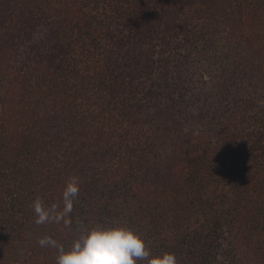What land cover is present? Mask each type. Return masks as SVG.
<instances>
[{
    "label": "trees",
    "instance_id": "trees-1",
    "mask_svg": "<svg viewBox=\"0 0 264 264\" xmlns=\"http://www.w3.org/2000/svg\"><path fill=\"white\" fill-rule=\"evenodd\" d=\"M220 25L229 55L216 38L218 51L208 46ZM194 61L204 72L186 80ZM217 70L221 91L204 95L222 114L220 126L201 137L211 144L189 142L190 124L173 113L163 136L144 135L145 120H137L147 92L184 108L189 91ZM50 91L62 100L48 102ZM81 97L89 112L80 115ZM261 102L264 0H0V231L23 227L17 214L27 218L37 196L59 201L75 176L79 196L94 200L81 211L84 228L131 227L153 254L174 252L178 264L184 246L172 236L187 247L195 231V250L215 243L221 228L237 246L257 231L264 236ZM110 119L117 131L104 134L100 126ZM127 120L131 135L121 130ZM55 225L49 236L65 248L82 230ZM26 245L0 248V264H55L57 249Z\"/></svg>",
    "mask_w": 264,
    "mask_h": 264
},
{
    "label": "rangeland",
    "instance_id": "rangeland-1",
    "mask_svg": "<svg viewBox=\"0 0 264 264\" xmlns=\"http://www.w3.org/2000/svg\"><path fill=\"white\" fill-rule=\"evenodd\" d=\"M214 27H215L214 25H211L210 27L211 30H214ZM222 27L223 26L221 27L216 26V30H215L216 37L215 36L207 37L206 39H208L209 41L208 46L211 48V50L218 51L217 47L216 49H212L213 42H215V38H216L218 41V46L220 48L223 47V49H225L224 51L225 54L229 55V52L227 51L228 50L227 47L229 46L225 45L224 44L225 42L219 39V36L221 35V33L219 32L221 31ZM215 44L217 46V42H215ZM107 47L110 48L111 45H107ZM150 48L151 47L148 46L147 50H149ZM40 49L43 52V54L47 52V47L41 46ZM182 51H186V50L182 49ZM106 52L108 53V50H104V49L102 50L103 54L104 53L106 54ZM153 52L154 50H151L150 54H153ZM45 56L47 57V54ZM182 56L184 55L182 54ZM231 66L232 64H230V69ZM163 67L166 68V66ZM136 68L138 67L136 66L133 67V69ZM202 71H203V67L200 65V62L194 61V63H192V65L190 66L188 75L185 76L186 80L191 79L196 81L199 78L198 74H200ZM208 79H209V83L206 86L199 84L197 90L193 92L189 91V94L185 97V100H187L188 103L184 106V108H181V103H180L178 104L177 109L175 110L168 108L167 104L163 103V99L160 97L158 93H155L153 95L147 92L145 94L146 97L143 101L144 103L142 105L141 113L139 114L138 117L139 119L137 120L140 121L142 118L145 120L144 123L140 125L143 127L142 131L144 132V135L145 136L151 135L156 137L157 134H162L163 136L164 133H166V130L170 129L167 126L168 124H165V120L168 118V113L170 115L173 113L176 118L183 119L184 122H188L190 124L187 130V132H189V138H188L189 142L191 141L195 142L196 139L199 142L202 140V143L200 144L201 149L203 148V146L206 147L207 145L211 144L212 140L202 139L201 137H203L202 135H207V132H210L211 129L216 127L218 128L220 126L219 124L222 121V114L220 111H218V109H216L217 105L213 103L212 98L208 101L207 99H204V95L205 92L211 93L212 95H216L217 93H219L221 91V88L223 87L224 77L222 76V72L217 70L216 73L212 72L210 76H208ZM74 80L77 79H70L68 81L73 82ZM161 80L164 81V78H162ZM189 86L191 89L193 88L192 85ZM50 92L51 94L53 93L52 91ZM80 99L78 100L79 101L78 104H81L82 110L79 114L81 115V113L83 112L88 113L89 108L87 106L88 104L87 100L82 97ZM53 100L59 103V100L62 99L59 94L53 93L50 99L48 100V102H51ZM83 104H85V106H82ZM110 121L111 119L109 120L108 125L102 124L100 126L102 127L103 129L102 131H104V134H108V133L114 134L116 132L113 131H117L114 127L115 125L110 126ZM86 124L89 126V123ZM131 126L134 127V125H130L129 121L127 120L125 121L123 129L121 130L123 131L128 130L127 132L130 133L131 135L132 134L130 130ZM174 127L177 128V125ZM121 130L119 131V133H122ZM100 151L101 153L103 152L102 150ZM105 165L107 166L106 161H105ZM101 181L102 180H100V182ZM102 182L105 183V181ZM38 187L40 188V185ZM3 192L5 193V196L8 195V193H6V189ZM56 197L57 196L48 195L43 200L45 201L46 204H51L49 202L51 200L53 201V198L56 200L57 199ZM253 202L254 199H251V203ZM93 203L94 200H91L89 195L78 196V198L75 200L72 211L75 217L74 216L72 217V221L73 223L76 224V227L80 229L84 228L83 221L84 218L88 216V214L86 212L82 213L81 211H86V210L91 211L90 208L92 207ZM17 218L18 220L24 222L23 227H20L19 225L16 227L11 226V227H6V229H2L0 231L1 234L0 237L2 240V242L0 243V248H2V250H6L7 252L10 249H16L17 242H21L23 244L26 243L27 244L26 246H28L29 241L30 243L33 244L38 243V238L51 234L50 233L51 229L53 230L56 226L55 223L37 225L35 223L36 217L31 207L28 210L27 218H23V214L21 212L17 214ZM193 222L196 223L195 220ZM59 229L57 228L55 232H58ZM22 231L24 232V235L22 234ZM194 232H193V236L190 237L191 241L194 240ZM218 233L219 235H216L217 237H214L215 239L217 238L215 243L212 244L211 241H207L208 244L206 246H201V247L197 246L196 250L195 248H192L193 243L189 240L188 237L186 239L188 240L189 246L186 247L184 244V237L172 236L175 237L176 240L180 244H183L184 246V250L183 252L181 251V255H183V258L184 259L186 258V260H181L179 262L185 264V262H188L190 260L191 264H201L203 260L209 258V261L204 264H264V246L258 247L264 245V236L262 235V233H259L257 231L254 234V236L250 240H248V243L258 242L257 247L252 250L249 249V246H247L248 244L247 242L242 246H237L236 244H234L232 242L234 240L233 234L228 229L221 228L218 230ZM170 235L171 234H169V236ZM51 236L53 238L57 237V236L54 237L53 235ZM25 253L27 256L33 255V253L29 249H27Z\"/></svg>",
    "mask_w": 264,
    "mask_h": 264
},
{
    "label": "clouds",
    "instance_id": "clouds-1",
    "mask_svg": "<svg viewBox=\"0 0 264 264\" xmlns=\"http://www.w3.org/2000/svg\"><path fill=\"white\" fill-rule=\"evenodd\" d=\"M79 192V178L73 176L66 182L59 201L46 204L37 196L31 204L35 223H55L71 229V213ZM38 244L57 249L55 264H178L174 252L153 254L139 232L123 225L85 227L67 248L49 235L38 238Z\"/></svg>",
    "mask_w": 264,
    "mask_h": 264
}]
</instances>
